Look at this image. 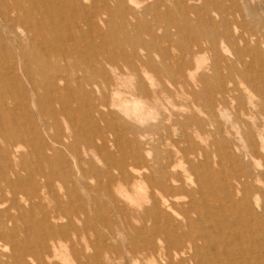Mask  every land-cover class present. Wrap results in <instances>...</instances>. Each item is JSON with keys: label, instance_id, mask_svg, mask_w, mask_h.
<instances>
[{"label": "rangeland", "instance_id": "obj_1", "mask_svg": "<svg viewBox=\"0 0 264 264\" xmlns=\"http://www.w3.org/2000/svg\"><path fill=\"white\" fill-rule=\"evenodd\" d=\"M78 1L48 0L41 10L23 2L58 30L59 57L0 14V75L20 84L16 98L0 91V169L24 158L13 197L30 199L15 239L40 264H157L164 239L132 191L148 190L143 177L156 173L160 155L173 153L171 175L207 197L236 182L239 166L249 181L264 175V0ZM0 9L16 17L8 0ZM56 74L61 94L46 93ZM123 162L131 173L122 175ZM175 195L180 210L188 206L185 190Z\"/></svg>", "mask_w": 264, "mask_h": 264}, {"label": "bare ground", "instance_id": "obj_2", "mask_svg": "<svg viewBox=\"0 0 264 264\" xmlns=\"http://www.w3.org/2000/svg\"><path fill=\"white\" fill-rule=\"evenodd\" d=\"M8 1L13 3L17 13L16 17L13 18L3 9H0V14L7 19L11 28L10 22L18 24V27L30 33L31 45L37 47L40 51H44L45 47L50 48L54 50L56 57H59L58 30L53 27H50V31L46 30L45 23L32 13L34 12L32 8L24 6L23 3L32 2L38 10H41V5L50 7L48 0ZM49 1L56 2V0ZM71 1L79 3L78 0ZM49 22H54V19L46 21L47 24ZM54 24L52 23V25ZM31 50L33 54L37 51L34 48H31ZM47 56L49 59V54ZM66 57L67 55L62 54L63 59H66ZM107 60L109 58H106ZM11 62L13 64V58H11ZM96 62L100 63L98 57ZM59 70L61 71V67ZM49 79L54 87L46 89V93L61 94L62 87L56 85L58 80L61 79V75H51ZM19 89L20 84L13 75H0V91L8 90L16 98ZM34 89L37 92L35 84ZM58 99L60 104L63 105V97L59 96ZM6 107L3 99H0V123ZM39 109L44 116L46 110L44 111L41 107ZM8 111L12 113V111ZM51 118L57 119L58 116L54 114ZM1 130L2 126L0 124V138L2 135ZM55 140L60 142L59 139L55 138ZM258 147H261V143ZM248 150L250 151L251 161L258 164L257 158L260 156L261 151L256 148V143L251 136L248 140ZM9 153L6 151L5 155ZM0 155H3L1 146ZM177 155H179L178 152ZM205 155L206 161L203 163L209 162L210 159L208 154ZM137 157H140L139 154L134 156V160ZM174 158L173 153L160 155L156 159L159 165L156 173L143 177L149 184L148 190L141 192L135 188L132 191L137 199L147 201L149 209L145 213L157 223L154 234H158L164 239L166 246L161 251L160 262L157 264H163V262L165 264H264L263 172H261V177L249 181L248 178L252 175L246 173L245 169L239 166V174H233L236 182L230 185L223 183V185H220L222 188L212 189L211 197H207L202 188L188 190L185 181L183 182L177 174L171 175L169 169L171 168L172 171L176 169ZM131 168L129 164L123 162L121 166L122 175L125 174L126 169L131 173ZM23 169H26V164L25 159L22 157L14 162L13 167L8 164L0 169V264H40L38 260L31 261V258L27 259L26 255L30 254L31 249L23 241L15 239L18 220L28 213L25 210V205L29 204L30 200L25 197L24 202L20 203L13 197V192L16 189L18 190V183L23 181L21 173L18 172ZM9 171L13 172L15 178L10 177ZM184 172L187 173L185 179L190 181L192 179L191 172L186 168ZM178 190H185L190 198L188 206L183 207V210H180L174 202V200L176 202L178 200L175 198ZM221 191L223 197L219 196ZM197 193L199 195L201 193L202 197L205 196L214 202L216 201L217 205L213 208L207 206L206 203L199 205L201 198L198 200L194 196ZM8 194H12V199H10L12 208L18 209V216L11 215L10 211L3 206L7 202L6 195ZM207 198L206 200L209 201ZM174 215L178 220L174 219ZM141 216L145 217L143 214ZM54 219L59 218L54 216ZM49 224L52 230H56L55 225ZM7 241L11 242L10 248Z\"/></svg>", "mask_w": 264, "mask_h": 264}]
</instances>
